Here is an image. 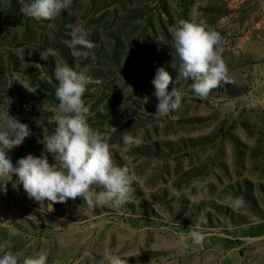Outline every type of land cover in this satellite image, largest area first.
Listing matches in <instances>:
<instances>
[{"label":"rangeland","instance_id":"374dc122","mask_svg":"<svg viewBox=\"0 0 264 264\" xmlns=\"http://www.w3.org/2000/svg\"><path fill=\"white\" fill-rule=\"evenodd\" d=\"M29 2L0 0V110L8 106L30 129L7 156L16 166L28 154L41 155L61 114L56 67L87 69L89 124L106 133L135 192L119 208L93 211L82 198L30 199L12 174L0 191V255L11 250L21 264L40 251L48 252V264H108L113 255L128 256V264H264V0H73L50 20L23 15ZM180 20L221 34L234 83L204 99L194 95L192 81L172 67ZM77 27L91 30L95 59L72 55ZM161 66L173 78L169 91L185 96L179 110L155 118L152 80ZM124 134L143 143L125 145ZM204 178L211 182L203 200L192 203L193 182ZM228 194L243 197L245 206L234 211ZM201 215L202 245L191 238L181 244Z\"/></svg>","mask_w":264,"mask_h":264},{"label":"clouds","instance_id":"9594fccd","mask_svg":"<svg viewBox=\"0 0 264 264\" xmlns=\"http://www.w3.org/2000/svg\"><path fill=\"white\" fill-rule=\"evenodd\" d=\"M72 2L30 0L20 11L37 20H50L69 8ZM90 34L91 30L83 27L72 30L70 47L73 56L95 59L91 50L96 45L89 39ZM172 39L174 59L177 61L172 67L184 80L192 81L190 90L196 97L207 98L213 89L222 84L234 83L222 58L223 48L220 45L224 38L218 31L206 23L180 20L172 33ZM52 54V50H48V55ZM54 75L58 81L55 96L61 114L55 117L53 134L44 138L41 155L28 154L19 158L16 166H13L7 151L22 145L30 135V129L10 115L8 106L0 110V191L6 192V184L15 174L27 196L38 202L47 200L54 204L82 198L93 211L98 207L119 208L131 202L135 189L129 168L116 163L106 133L89 124L91 106L83 99L92 82L88 70L76 71L64 64L56 67ZM152 84L158 102L155 112L149 115L163 118L181 108L185 92L173 86L169 91L173 78L164 67L157 68ZM111 130L116 131L114 127ZM122 140L128 146H140L143 143L140 137L132 134H124ZM45 153L51 154L52 163ZM210 182L207 178L193 182L192 187L197 191L191 196L192 203L202 202L203 192ZM225 201L234 211L245 206L240 196L228 194ZM206 223L205 217L201 215L193 229L180 237L181 244L187 246L186 241L191 238L194 244L202 245L205 236L201 226ZM8 226L10 235L18 234L14 225ZM48 255V252L40 251L33 256H24L22 264H48ZM127 257L110 256L108 264H128ZM0 264H21V255L7 250L0 255Z\"/></svg>","mask_w":264,"mask_h":264}]
</instances>
